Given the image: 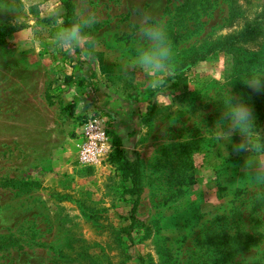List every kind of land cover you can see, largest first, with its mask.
I'll use <instances>...</instances> for the list:
<instances>
[{"label":"rangeland","instance_id":"rangeland-1","mask_svg":"<svg viewBox=\"0 0 264 264\" xmlns=\"http://www.w3.org/2000/svg\"><path fill=\"white\" fill-rule=\"evenodd\" d=\"M85 7L88 59L53 44ZM142 11L174 50L156 90L125 71ZM0 27V264H264V186L242 171L238 133L214 138L227 88L264 135V92L242 81L264 75V0H0ZM65 88L90 102L76 117ZM88 115L139 163L133 217L136 195L110 155L78 162Z\"/></svg>","mask_w":264,"mask_h":264},{"label":"clouds","instance_id":"clouds-1","mask_svg":"<svg viewBox=\"0 0 264 264\" xmlns=\"http://www.w3.org/2000/svg\"><path fill=\"white\" fill-rule=\"evenodd\" d=\"M94 22L95 18L87 15L85 7L84 13L55 32L54 46L69 55L80 49L84 58L88 59L86 50L97 46V41L87 31ZM138 22L141 44L125 71L139 70L147 87L153 90L164 88L165 77L173 73L174 59L167 27L146 11L140 13ZM242 81L249 89L264 92V75L252 74ZM214 129L215 140L225 145L231 143L235 134L240 135V142L233 144V151L249 153L242 171L247 172L251 184L264 186V135L256 125L253 108L243 98L234 96L229 88L222 102L221 118Z\"/></svg>","mask_w":264,"mask_h":264},{"label":"built area","instance_id":"built-area-1","mask_svg":"<svg viewBox=\"0 0 264 264\" xmlns=\"http://www.w3.org/2000/svg\"><path fill=\"white\" fill-rule=\"evenodd\" d=\"M78 162L83 165L98 164L108 157L113 149L112 137L107 132L105 119L88 115L78 131Z\"/></svg>","mask_w":264,"mask_h":264},{"label":"trees","instance_id":"trees-1","mask_svg":"<svg viewBox=\"0 0 264 264\" xmlns=\"http://www.w3.org/2000/svg\"><path fill=\"white\" fill-rule=\"evenodd\" d=\"M65 7L67 9L70 8L67 2H65ZM71 21H64L65 24H70ZM6 29L0 27V35L6 34ZM198 56L192 60V62H195L196 59L204 57L205 53L197 54ZM107 132L112 137V144L113 149L110 153L111 161L115 163L117 169L120 170L122 178L124 181H129L130 186L125 187V192L135 194L136 199L133 202V206L131 207V213L130 216L133 217V212L136 206L138 195L141 192L140 187V175H139V163L136 159H129L125 157L124 151L121 149V140L119 135H115L112 133L109 129V126H107Z\"/></svg>","mask_w":264,"mask_h":264},{"label":"crops","instance_id":"crops-1","mask_svg":"<svg viewBox=\"0 0 264 264\" xmlns=\"http://www.w3.org/2000/svg\"><path fill=\"white\" fill-rule=\"evenodd\" d=\"M67 90H68V88H65V89H61L59 92H62V94L65 95V99H67L66 98L67 95L71 94L72 96H74L75 99H73L74 100L73 102L76 104L74 115L76 117L78 115V113L83 110V108H87L86 105H88L90 102L87 101L86 98H84V96L81 95V92H79L77 89H73L72 93H71V90H70V92H69V90L68 91ZM53 92L57 94V90L56 91L54 90ZM51 94H53V93L51 92ZM115 125H116V122H114V124L112 125L111 128H112V130L116 131L117 128ZM118 135L121 136V133H118ZM76 137H78V136L76 135ZM77 143H79L78 138H77ZM77 152H78V149H77ZM76 156H77V153H76Z\"/></svg>","mask_w":264,"mask_h":264}]
</instances>
